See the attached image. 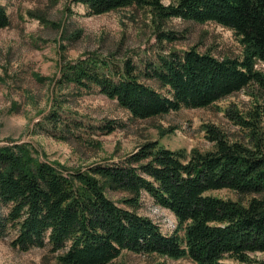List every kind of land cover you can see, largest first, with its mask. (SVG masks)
<instances>
[{"label": "trees", "instance_id": "obj_1", "mask_svg": "<svg viewBox=\"0 0 264 264\" xmlns=\"http://www.w3.org/2000/svg\"><path fill=\"white\" fill-rule=\"evenodd\" d=\"M71 1L88 15L146 9L155 43L136 61L131 53L86 54L65 64L63 83L83 91L97 88L134 119L207 108L244 90L253 108L245 116L232 112L231 118L246 132L242 140L229 141L206 126L210 151L187 153L147 141L114 164L67 172L39 159L28 144L0 145V204L7 209L0 216V239L11 236L9 245L19 251L47 248L57 264H111L123 252L194 264H264L252 257L264 254V73L255 68L264 64V0ZM171 19L230 30L241 55L168 48L180 39L165 27ZM9 24L0 4V29ZM59 109L52 106L46 121L65 140L80 123L64 124ZM115 128L103 126L107 132ZM218 190L240 199L210 194ZM143 195L172 213L171 234L137 212Z\"/></svg>", "mask_w": 264, "mask_h": 264}, {"label": "rangeland", "instance_id": "obj_2", "mask_svg": "<svg viewBox=\"0 0 264 264\" xmlns=\"http://www.w3.org/2000/svg\"><path fill=\"white\" fill-rule=\"evenodd\" d=\"M176 2L162 0L164 5ZM0 4L10 20L8 27L0 29V145L28 144L39 159L67 172L114 164L147 141H158L165 148L187 153L194 149L210 151L213 144L206 138V126L221 130L229 141L243 139L246 131L231 116L232 112L240 116L251 112L253 103L244 90L207 108H181L160 117L134 119L97 88L83 91L62 82L65 64L75 63L86 54L131 53L136 61L144 49L152 48V17L146 9L130 7L88 15L84 6L71 0H0ZM165 27L180 37L168 48L184 50L194 46L217 57L241 55L232 32L219 25L171 19ZM255 68L264 73V64L258 62ZM52 106L60 107L64 124L72 125V120L80 123V128L73 130L74 136L64 140L52 131L46 121ZM107 123L116 128L107 132L103 129ZM261 125L264 128V117ZM210 194L240 199L229 190ZM109 196L113 200L120 197ZM6 210L0 204V216ZM137 212L152 219L166 235L175 230L172 213L147 195H143ZM10 238L0 239V264H57L56 254L47 248L19 251L9 245ZM252 257L264 260L261 253ZM111 264L194 263L187 258L173 260L123 252ZM221 264L236 262L224 260Z\"/></svg>", "mask_w": 264, "mask_h": 264}]
</instances>
